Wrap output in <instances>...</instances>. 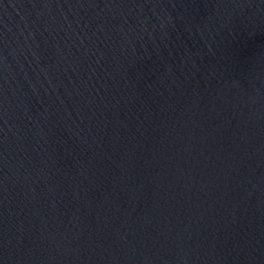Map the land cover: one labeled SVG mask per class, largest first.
<instances>
[{"label":"water","instance_id":"95a60500","mask_svg":"<svg viewBox=\"0 0 264 264\" xmlns=\"http://www.w3.org/2000/svg\"><path fill=\"white\" fill-rule=\"evenodd\" d=\"M0 264H264V0H0Z\"/></svg>","mask_w":264,"mask_h":264}]
</instances>
